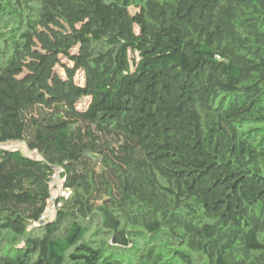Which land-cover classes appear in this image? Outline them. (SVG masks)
<instances>
[{
  "label": "trees",
  "instance_id": "1",
  "mask_svg": "<svg viewBox=\"0 0 264 264\" xmlns=\"http://www.w3.org/2000/svg\"><path fill=\"white\" fill-rule=\"evenodd\" d=\"M9 142L0 264H264V0H0Z\"/></svg>",
  "mask_w": 264,
  "mask_h": 264
},
{
  "label": "rangeland",
  "instance_id": "2",
  "mask_svg": "<svg viewBox=\"0 0 264 264\" xmlns=\"http://www.w3.org/2000/svg\"><path fill=\"white\" fill-rule=\"evenodd\" d=\"M86 104H87V102L84 101L83 104L81 105V108H84L86 106ZM0 147L5 148V149H19L24 155H27V156H30L33 158L38 157V155L36 153H32V152L27 151L25 146L20 144V143H15V144L14 143L13 144L6 143L4 145H0ZM99 169L100 168L98 167L97 170H99ZM60 195H63V189H62V182H61V179L59 177L51 189L52 200H50L48 202V205H47V210L45 212V220L46 221L54 219V216H55V213L57 210V206L55 205L54 201ZM35 226H38V224H36ZM135 231H136L135 234L131 235V236L135 237L134 244H135V246L138 244H140V246H142V242H144L143 241L144 240L143 234L139 233L137 230H135ZM145 241H146V244H153L152 241H150L149 238H147V237H145Z\"/></svg>",
  "mask_w": 264,
  "mask_h": 264
},
{
  "label": "built area",
  "instance_id": "3",
  "mask_svg": "<svg viewBox=\"0 0 264 264\" xmlns=\"http://www.w3.org/2000/svg\"><path fill=\"white\" fill-rule=\"evenodd\" d=\"M9 144H13V143H10L9 142ZM15 144V143H14ZM59 178V175H58V172L57 173H55L53 176H52V178H51V181H50V189H52V187H53V185H54V183L57 181V179ZM50 200H52V197H51V199ZM49 200V201H50ZM48 201V202H49ZM46 222V220H45V214L41 217V224H44Z\"/></svg>",
  "mask_w": 264,
  "mask_h": 264
}]
</instances>
